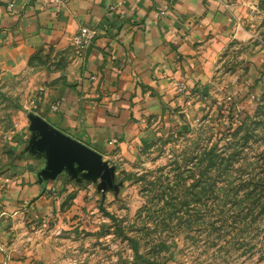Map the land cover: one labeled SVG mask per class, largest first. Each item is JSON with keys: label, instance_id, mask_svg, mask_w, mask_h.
I'll list each match as a JSON object with an SVG mask.
<instances>
[{"label": "crops", "instance_id": "obj_1", "mask_svg": "<svg viewBox=\"0 0 264 264\" xmlns=\"http://www.w3.org/2000/svg\"><path fill=\"white\" fill-rule=\"evenodd\" d=\"M60 1L0 0V86L33 84L12 114L13 162L0 165V264L4 250L16 256L7 264H48L50 245L31 228L90 171L78 148L98 165L135 144L179 99L172 80L208 77L244 27L240 0ZM82 27L95 35L81 55L72 37Z\"/></svg>", "mask_w": 264, "mask_h": 264}, {"label": "rangeland", "instance_id": "obj_2", "mask_svg": "<svg viewBox=\"0 0 264 264\" xmlns=\"http://www.w3.org/2000/svg\"><path fill=\"white\" fill-rule=\"evenodd\" d=\"M239 6L243 31L230 39L212 73L192 83L173 79L179 96L173 107L147 120L135 144L112 148L95 166L98 174L85 172L59 192L49 216L28 226L50 245L48 264H264V211L241 220L216 246L207 226L229 201L264 205V0ZM29 84L24 76L0 86V165L13 162L12 114L28 105ZM32 95L41 96L37 86ZM240 126L236 137L247 129L249 138L234 167L248 185L233 195L218 188L211 194L213 172L206 177L204 161L192 169L196 160H190L204 147L227 148ZM30 240L18 241L13 252L24 256ZM2 253L4 264L16 258Z\"/></svg>", "mask_w": 264, "mask_h": 264}, {"label": "trees", "instance_id": "obj_3", "mask_svg": "<svg viewBox=\"0 0 264 264\" xmlns=\"http://www.w3.org/2000/svg\"><path fill=\"white\" fill-rule=\"evenodd\" d=\"M245 130L246 133L238 138L236 137V135L240 132L243 133V126L238 127V129L233 133V135H235V140H233L230 145L227 146L228 149L230 147L233 148V152L231 154L226 153V147H220L217 150L210 148L207 151L204 147L202 148L203 152H201L200 158L199 156H197V154L191 158L190 163L193 160H196V163L193 165L194 168L192 169H196L198 165L204 161L206 165L205 167L201 165V168L204 167L203 171L205 172L204 174L206 175V177L209 176L210 172H213V174H211L207 179L210 187L213 188V191L210 192L211 194L216 193L214 189L218 188V190L220 191H226L225 193L229 195L235 192H239L241 188L244 187V185H248L244 184L243 182V174L237 167H234L237 156H239L240 152H242L241 150L243 149V147H245L249 138V132L247 131V129ZM229 179L232 180L230 181ZM220 182L223 183L226 187L219 188L218 183ZM163 193L165 194V192ZM227 203L230 204L231 207L225 208L223 212L217 216H212L207 224L208 228L213 234L212 241H209L212 246H216L223 242V239L226 234H228L229 230V233L236 231L237 225L241 220L253 215V213L260 214L264 211V205L259 206V203L255 202L250 203L249 206H245L242 204V202L235 200L232 202L229 201ZM211 210H216L215 204L212 205ZM198 220L199 219L197 218V221Z\"/></svg>", "mask_w": 264, "mask_h": 264}, {"label": "built area", "instance_id": "obj_4", "mask_svg": "<svg viewBox=\"0 0 264 264\" xmlns=\"http://www.w3.org/2000/svg\"><path fill=\"white\" fill-rule=\"evenodd\" d=\"M121 3L133 2L136 0H119ZM55 3H60V0H54ZM95 31L93 29L82 27L79 31L72 37V43L76 47L79 54H83L84 50L89 46Z\"/></svg>", "mask_w": 264, "mask_h": 264}, {"label": "water", "instance_id": "obj_5", "mask_svg": "<svg viewBox=\"0 0 264 264\" xmlns=\"http://www.w3.org/2000/svg\"><path fill=\"white\" fill-rule=\"evenodd\" d=\"M68 149V148H67ZM78 152L80 153V155L82 156V158L84 159L85 157H86V159H84V162H86V164L87 163H90V171L89 172H91L92 171V169L93 168H95V166L96 165H94V161H92V154L90 153V152H87V151H85L83 148H78ZM66 151V154L68 155V156H72V155H75V153H69L68 151L69 150H65ZM78 154V153H77ZM100 169V168H99ZM101 170V169H100Z\"/></svg>", "mask_w": 264, "mask_h": 264}]
</instances>
